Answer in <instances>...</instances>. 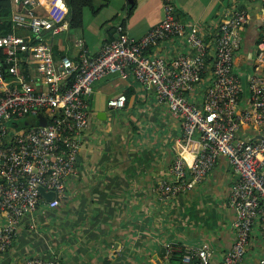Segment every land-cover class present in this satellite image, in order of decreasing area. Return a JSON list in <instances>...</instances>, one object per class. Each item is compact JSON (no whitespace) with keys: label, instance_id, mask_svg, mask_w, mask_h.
<instances>
[{"label":"crops","instance_id":"1","mask_svg":"<svg viewBox=\"0 0 264 264\" xmlns=\"http://www.w3.org/2000/svg\"><path fill=\"white\" fill-rule=\"evenodd\" d=\"M39 1L46 10L51 0ZM110 2L96 15L84 9L79 29L69 28L66 15L64 31L54 37L44 33L56 61L68 57L78 62L83 53L96 57L113 39L117 26L138 41L164 18L160 0H134L130 13L127 7L133 5L127 0H114L115 8ZM171 2L176 17L209 45L214 44L221 24L238 11L247 14V23L237 35L233 63L234 73L243 82L239 108H246V77L257 73L256 53L264 43L263 0ZM102 4L103 0H94L95 6ZM43 9H38L40 16H44ZM184 54L191 52L176 39L165 40L151 50V55L168 65ZM22 57L26 79L42 90L32 54ZM211 80V72H207L202 84L190 93L194 105H201ZM119 95L125 96L124 107L110 109L107 102ZM87 102L90 110L83 146L64 197L55 209L46 202L22 217L15 241L1 256L0 264H21L34 257L65 264H177L170 261V251L178 255L190 249L205 250L210 264H221L235 238V214L229 198L238 177L227 159L220 157L205 181L192 190L175 199L162 198L155 188L180 150L176 142L182 136V123L158 103L153 90L144 89L133 78L110 75L100 79ZM255 135L251 128H244L238 137L248 141ZM197 150L198 145L192 143L185 156ZM3 221L0 218V223ZM263 260L264 239L255 224L241 264H262Z\"/></svg>","mask_w":264,"mask_h":264},{"label":"built area","instance_id":"2","mask_svg":"<svg viewBox=\"0 0 264 264\" xmlns=\"http://www.w3.org/2000/svg\"><path fill=\"white\" fill-rule=\"evenodd\" d=\"M13 28L31 33L25 37L8 34L0 37V51L5 55V74L0 72V256L15 241L23 216L43 204L40 189L53 192L48 203L55 209L64 197L67 180L76 173V161L83 146L93 85L116 75L133 78L146 90H153L158 103L167 107L170 116L182 123L180 148L166 177L156 186L165 199H175L205 181L220 157L227 159L238 177L231 187L230 206L235 219L231 248L221 264H241L249 245L251 230L258 224L264 239V43L256 53L258 73L246 77L248 102L239 108L243 83L233 71L238 32L247 23L243 11L219 27L214 44L209 45L196 31L176 17L171 0H160L163 20L140 40L129 38L121 26L113 39L96 57L87 53L74 62L68 57L56 61L48 33L54 37L64 31L68 13L64 0H51L43 9L39 0H8ZM42 8L44 16L38 14ZM264 22V0L261 7ZM181 40L191 52L178 56L171 65L151 55V50L165 40ZM31 53L43 89L38 90L23 74L22 54ZM205 64L210 65L205 68ZM208 69V70H206ZM207 72L212 80L201 105L190 100V93L202 84ZM125 96L109 99L110 109H122ZM45 120V125L37 119ZM36 120L28 128L9 126ZM251 128L257 136L243 141L238 134ZM198 145L194 155L185 156L188 146ZM194 257L185 256L182 264H210L205 250ZM21 264H64L39 257ZM264 264V260L262 262Z\"/></svg>","mask_w":264,"mask_h":264},{"label":"trees","instance_id":"3","mask_svg":"<svg viewBox=\"0 0 264 264\" xmlns=\"http://www.w3.org/2000/svg\"><path fill=\"white\" fill-rule=\"evenodd\" d=\"M64 1H65L67 8H68L67 20H68V24H69L70 29H79L82 27L83 10L84 9H89L93 15H96L101 10L102 6H105L109 2V0H103V4L101 6H95L94 0H64ZM134 7H135L134 5L131 7L130 6L127 7L129 13L134 9ZM11 33H13L17 36L25 37V39L27 41H29L30 43H32V41H33L32 37H31V33H26V32L19 33V30H14L12 23H11L10 2L8 0H0V37L6 36V35L11 34ZM3 62H4V60H2V54L0 53V72L2 75L5 74V68H4ZM209 67L210 66L205 64V68H209ZM206 70H208V69H206ZM257 73H258V70H257ZM245 87L247 89L246 82H245ZM239 100H240V98H239ZM39 121H40V118L37 119L38 124H39ZM35 123H36V120H30L26 123V125L24 122L20 123L19 125H17L14 122H12V124H11V122H10L9 126H13V127L20 126L21 128H28L29 126L34 125ZM255 136H257V135H255ZM69 179L67 180V183H68ZM42 200L44 203H46V201L43 197H42ZM47 203H49V202H47ZM196 251H198V249H190L184 253L182 251L181 254L178 253V255L175 253V251H170V261H175V262H177V264H182V259L185 256L194 257V255H192V254H194ZM6 252H4V253H6ZM1 256H0V258H1ZM51 260H58V259H51ZM194 260L197 261V259H193L191 261L192 264H193ZM59 261H61V260H59ZM62 263H64V262H62Z\"/></svg>","mask_w":264,"mask_h":264},{"label":"water","instance_id":"4","mask_svg":"<svg viewBox=\"0 0 264 264\" xmlns=\"http://www.w3.org/2000/svg\"><path fill=\"white\" fill-rule=\"evenodd\" d=\"M127 3L129 5H133L134 0H127ZM39 125L44 126L45 120L40 118ZM40 194L42 195V197L45 199L46 202H50L55 196L53 192L46 193L43 189H40ZM193 264H199V263L197 261H193Z\"/></svg>","mask_w":264,"mask_h":264},{"label":"rangeland","instance_id":"5","mask_svg":"<svg viewBox=\"0 0 264 264\" xmlns=\"http://www.w3.org/2000/svg\"><path fill=\"white\" fill-rule=\"evenodd\" d=\"M113 1H114V0H111V2H110V3H111V4H110V7H111V8H112V7L115 8V7L113 6V3H114ZM122 6H123V5H122ZM111 8H110V9H111ZM116 8H117V7H116ZM118 8L120 9L121 7H118ZM118 12H120V10H119ZM46 38H47V37H46ZM11 124H12V122H11Z\"/></svg>","mask_w":264,"mask_h":264}]
</instances>
